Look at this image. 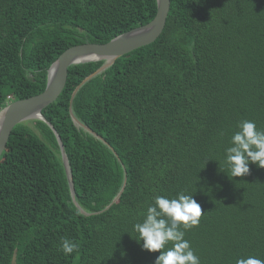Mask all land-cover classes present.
Segmentation results:
<instances>
[{
    "label": "trees",
    "instance_id": "trees-1",
    "mask_svg": "<svg viewBox=\"0 0 264 264\" xmlns=\"http://www.w3.org/2000/svg\"><path fill=\"white\" fill-rule=\"evenodd\" d=\"M155 14L156 0H0V110L41 93L66 49L107 43ZM103 63L70 66L41 111L47 123L12 129L0 156V264L14 251L15 264H154L159 252L141 249L133 224L154 195L181 191L201 206L185 233L201 264L264 260V169L230 180L217 163L239 121L264 129V0H170L158 38L71 100ZM63 238L79 252L64 255Z\"/></svg>",
    "mask_w": 264,
    "mask_h": 264
},
{
    "label": "clouds",
    "instance_id": "clouds-1",
    "mask_svg": "<svg viewBox=\"0 0 264 264\" xmlns=\"http://www.w3.org/2000/svg\"><path fill=\"white\" fill-rule=\"evenodd\" d=\"M220 135L224 133L220 132ZM217 163L219 172L230 180L247 176L249 165L264 169V129H258L251 120L239 121L229 146L224 150L222 163ZM193 194L181 191L172 198L154 195L140 214L142 218L133 224L136 233L133 239L138 244L142 241L141 249L149 253L159 252L154 264H201L199 256L185 239L186 231L198 225L202 216L201 206ZM79 247L75 241L63 238L59 250L70 255L78 253ZM235 264H264V260L249 255L237 258Z\"/></svg>",
    "mask_w": 264,
    "mask_h": 264
},
{
    "label": "water",
    "instance_id": "water-1",
    "mask_svg": "<svg viewBox=\"0 0 264 264\" xmlns=\"http://www.w3.org/2000/svg\"><path fill=\"white\" fill-rule=\"evenodd\" d=\"M169 7L170 0H156V14L154 18L146 25L118 35L104 44L85 43L72 46L62 52L48 68L46 85L41 93L26 99L9 102L4 108L0 110V156L6 147L12 129L16 125L35 119L47 123L42 117L41 111L53 103L62 92L66 83L67 69L70 66L88 62L104 61V63L94 73L87 76L75 88L71 96L72 100L82 85L110 67L117 58L154 42L163 31L167 14L169 12ZM70 115L72 122L77 128H81L96 139H100V137L92 132L87 126H84L82 123L76 120L72 116L71 110ZM49 127L56 137L62 165L70 190V195L73 200L74 190L64 148L57 134L54 132L51 126ZM124 186L125 178L119 193L114 197L111 204L117 201L123 191ZM111 204H109L106 208H108ZM74 205L77 207L75 202ZM15 263L16 251H14L11 259V264Z\"/></svg>",
    "mask_w": 264,
    "mask_h": 264
},
{
    "label": "rangeland",
    "instance_id": "rangeland-1",
    "mask_svg": "<svg viewBox=\"0 0 264 264\" xmlns=\"http://www.w3.org/2000/svg\"><path fill=\"white\" fill-rule=\"evenodd\" d=\"M31 126V125H30Z\"/></svg>",
    "mask_w": 264,
    "mask_h": 264
}]
</instances>
